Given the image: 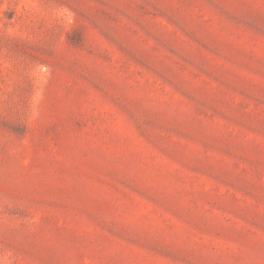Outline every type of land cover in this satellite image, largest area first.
Instances as JSON below:
<instances>
[{
	"label": "rangeland",
	"instance_id": "1",
	"mask_svg": "<svg viewBox=\"0 0 264 264\" xmlns=\"http://www.w3.org/2000/svg\"><path fill=\"white\" fill-rule=\"evenodd\" d=\"M0 264H264V0H0Z\"/></svg>",
	"mask_w": 264,
	"mask_h": 264
}]
</instances>
